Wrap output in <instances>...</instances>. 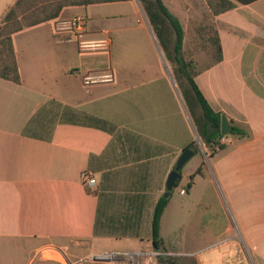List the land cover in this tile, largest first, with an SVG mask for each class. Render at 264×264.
<instances>
[{"label": "crops", "instance_id": "obj_1", "mask_svg": "<svg viewBox=\"0 0 264 264\" xmlns=\"http://www.w3.org/2000/svg\"><path fill=\"white\" fill-rule=\"evenodd\" d=\"M16 1L0 4V20ZM232 1L234 9L215 17L222 61L208 67L212 60L196 56L205 64L196 82L212 108L249 136H226L225 149L213 157L201 145L140 0L66 7L56 21L14 34L21 84L0 78V264H131L126 256L94 258L113 251L138 253L135 264H157L160 256L264 264V0ZM163 2L186 32L210 11L206 0ZM78 16L86 22L85 40L111 44L82 51L74 32H56ZM52 101L115 130L58 123L51 141L26 136L28 122ZM126 142L138 154L135 162L158 167L157 198L181 152L199 145L194 169L201 166L202 173L189 192V181L173 192L162 216L165 252L154 248L152 214L144 237L94 234L99 199L86 191L82 173L100 172L114 144ZM219 198L224 220L213 207Z\"/></svg>", "mask_w": 264, "mask_h": 264}, {"label": "trees", "instance_id": "obj_2", "mask_svg": "<svg viewBox=\"0 0 264 264\" xmlns=\"http://www.w3.org/2000/svg\"><path fill=\"white\" fill-rule=\"evenodd\" d=\"M124 1L129 0H17L0 20V78L21 84L13 44L15 33L42 23L56 21L66 7ZM206 1L210 9V15L205 19L190 22L189 31H194L195 36L193 42L190 43L189 51V49L185 50L186 31L180 20L170 12L163 0H140L160 47L172 67L174 79L196 128L201 145L206 155L213 157L218 150L225 149L222 139L226 136L221 134V116L223 113L212 108L196 82L197 76L205 69L198 66L195 53L203 51L210 55L213 60L208 67L222 61V45L215 17L234 9L236 4L232 0ZM237 1L245 3L255 0ZM58 123L83 125L101 130H115L113 125L101 118L52 101L32 117L24 129V134L32 138L51 141L55 126ZM232 123L233 131L231 135L249 136V132L241 125L234 121ZM189 148L195 153L200 151L197 143H192ZM201 173L202 167L190 175L189 182L185 186L186 192L192 189L196 176ZM181 180L182 178L179 180L178 185ZM86 191L99 199L94 233L96 237L141 238L140 232L149 207L148 201L144 199L146 197L140 195L129 196L126 198L127 208L120 209V213L118 212L116 215L108 216L104 203L105 196L99 195L97 190L90 187H86ZM171 195L168 198L164 195L159 197L152 213L151 239L154 248L161 252L167 251L160 230L162 216L170 202ZM157 264L198 263L191 257L160 256Z\"/></svg>", "mask_w": 264, "mask_h": 264}, {"label": "rangeland", "instance_id": "obj_3", "mask_svg": "<svg viewBox=\"0 0 264 264\" xmlns=\"http://www.w3.org/2000/svg\"><path fill=\"white\" fill-rule=\"evenodd\" d=\"M3 1L7 0H0ZM210 15V11L204 12V15L201 19H205ZM187 38V50L189 49L193 41L194 31L190 32L189 29L186 32ZM190 53V52H189ZM187 53V54H189ZM199 57L202 61L209 62L213 60L209 54L203 51H198L195 53V57ZM200 60V61H201ZM197 61V60H196ZM198 66H204L205 64L197 61ZM116 147L112 148L110 153L107 155L102 162H100L99 167L101 168L100 172H94L97 179V184L93 187V190H97L99 195L105 196V206L107 208L108 216L116 215L120 209L127 208L128 203L126 198L129 196L140 195L145 200L148 201V209L144 217L143 226L141 229V237L146 236L148 232V224L151 220V214L153 211V206L158 200L156 194L162 189V182L160 183V175L157 173L158 167L151 166L150 170L147 169V163L135 162L136 156L138 154L132 155L130 151V144H114ZM135 157V158H134ZM200 151L198 154L193 157L182 169L181 175L182 180L179 185L176 186L173 192L181 189V185H185L189 181L188 176L195 172V166H197V161L200 159ZM130 163V164H128ZM199 167V166H198ZM197 167V168H198ZM201 167V166H200ZM199 167V168H200ZM196 168V169H197ZM198 170V169H197ZM215 200V199H214ZM213 200V207L217 210L216 216L222 220L227 216L225 211L222 208V205H225V200L219 198L217 203ZM120 213V212H119ZM102 237V236H101ZM128 238V237H127ZM117 239V238H116ZM123 239V238H121Z\"/></svg>", "mask_w": 264, "mask_h": 264}, {"label": "built area", "instance_id": "obj_4", "mask_svg": "<svg viewBox=\"0 0 264 264\" xmlns=\"http://www.w3.org/2000/svg\"><path fill=\"white\" fill-rule=\"evenodd\" d=\"M56 32H74L76 39L78 40V45L82 51H90L99 47H107L111 44V39L108 41H87L84 39V35L86 32V22L83 17H74L69 21H65L61 23L57 28H55ZM90 80L87 78V81ZM82 180L86 187L93 188L97 184V179L95 174L89 170H86L82 173ZM185 191H183L184 193ZM48 251V248L41 249V253H45ZM117 256H126L129 258L131 264H135V256H139L138 253H130V252H105L95 255V260L103 261V262H112Z\"/></svg>", "mask_w": 264, "mask_h": 264}, {"label": "water", "instance_id": "obj_5", "mask_svg": "<svg viewBox=\"0 0 264 264\" xmlns=\"http://www.w3.org/2000/svg\"><path fill=\"white\" fill-rule=\"evenodd\" d=\"M233 131V123L226 114L221 116V134L228 136ZM195 153L191 148H186L181 152L175 168L170 172L166 181V192L164 197H170L179 180L182 178L181 171L184 166L194 157Z\"/></svg>", "mask_w": 264, "mask_h": 264}]
</instances>
